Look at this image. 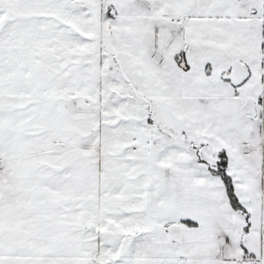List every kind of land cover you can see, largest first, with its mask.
Returning a JSON list of instances; mask_svg holds the SVG:
<instances>
[{
    "label": "snow or ice",
    "instance_id": "6c2138e0",
    "mask_svg": "<svg viewBox=\"0 0 264 264\" xmlns=\"http://www.w3.org/2000/svg\"><path fill=\"white\" fill-rule=\"evenodd\" d=\"M0 264H264V0H0Z\"/></svg>",
    "mask_w": 264,
    "mask_h": 264
}]
</instances>
